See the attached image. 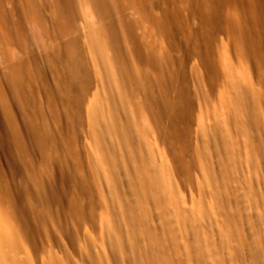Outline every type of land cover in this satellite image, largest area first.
Segmentation results:
<instances>
[{"label":"rangeland","instance_id":"obj_1","mask_svg":"<svg viewBox=\"0 0 264 264\" xmlns=\"http://www.w3.org/2000/svg\"><path fill=\"white\" fill-rule=\"evenodd\" d=\"M256 4L0 0V264H264Z\"/></svg>","mask_w":264,"mask_h":264},{"label":"bare ground","instance_id":"obj_2","mask_svg":"<svg viewBox=\"0 0 264 264\" xmlns=\"http://www.w3.org/2000/svg\"><path fill=\"white\" fill-rule=\"evenodd\" d=\"M25 11H27V17L29 16V15H31V10L29 9V8H27ZM24 11V12H25ZM253 14L255 15V16H257L258 18H259V20H264V0H257V4H256V6H255V8H254V10H253ZM22 15H23V12H22ZM5 31V36H7V37H9V31L7 30V29H5L4 30ZM78 73H72L69 77H68V80H71V82L73 81V80H76L75 78L76 77H78V75H77ZM72 84V83H71ZM83 102V101H82ZM134 163H136V161L134 162ZM137 163H139V161L137 162ZM141 164H143V163H141ZM135 166H137V165H135ZM143 166V165H142ZM141 166V167H142ZM134 168H136V167H134ZM144 168V167H143ZM141 169V172H136L135 174H133V175H135V178H136V180L137 181H139V182H143V180H144V175L147 173L146 172V170L145 169ZM146 172L145 174H143V172ZM20 194H22V195H27V189H26V187L24 186V188H21V190H20ZM2 222V221H1ZM0 222V223H1ZM51 230V229H50ZM45 228L41 225V224H36L35 225V233H34V237L35 236H45L46 234H44L45 233ZM48 231V230H47ZM47 231H46V233H47ZM69 234V233H68ZM71 235V234H70ZM40 239V238H39ZM29 244V243H28ZM148 258V260H149V263L150 264H173L172 262H171V260L169 259V257L167 256V255H165L164 253H161V252H156V253H154L153 255H151V256H147ZM134 261H135V263L136 264H139V261H142V259L140 258V257H138L137 255H135V258H134Z\"/></svg>","mask_w":264,"mask_h":264}]
</instances>
